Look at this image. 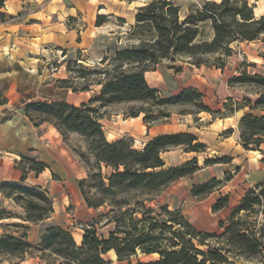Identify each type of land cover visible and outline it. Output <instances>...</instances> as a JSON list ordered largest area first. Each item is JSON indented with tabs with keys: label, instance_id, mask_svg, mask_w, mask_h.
Masks as SVG:
<instances>
[{
	"label": "trees",
	"instance_id": "obj_1",
	"mask_svg": "<svg viewBox=\"0 0 264 264\" xmlns=\"http://www.w3.org/2000/svg\"><path fill=\"white\" fill-rule=\"evenodd\" d=\"M4 1L0 0V7ZM104 20L105 17L98 14L95 24L100 25ZM135 20L136 31L146 25L148 32L138 33L141 36L138 43L103 56L100 63L103 66L114 63L111 69L83 67L79 71L82 78L93 73L102 75L96 82L86 80L82 86V89H88L91 83L100 84L101 89L96 96L80 106L65 101H31L22 110L34 126L47 122L62 137L66 133H75L83 138L93 164L88 165L86 177L78 180L77 187L88 207L108 208L82 226L80 243L75 241L67 228L49 224L43 229L38 242L33 244L26 239L27 226L18 225L17 234L5 232L0 235V262L7 259L9 264H21L25 256H36L44 264H112V260L105 256L109 251L114 252L117 260L137 253L157 255L152 260L136 264H230L233 258L252 259L258 256L264 262V223L256 219L249 221L246 215L254 205L264 204V180L247 190L228 218L219 221L221 232L198 230L180 208L170 207L168 203L147 206L145 201L151 202L169 183L191 176L199 169L196 157L165 166L162 152L178 146H185V151L198 152L204 144L191 133L177 132L157 135L142 149H134L124 137L109 141L99 123L101 114L97 112V108L122 101H150L155 105L191 102L194 94L201 96L196 88L189 87L177 95L162 97L148 85L144 72L155 68L162 59L176 55L229 54L232 42L253 40L264 34V14L255 16L248 0H204L201 5H192L188 14L180 20L178 7L171 0H150L137 7ZM203 24L211 28L212 36L209 40L195 42ZM262 55L264 57V52ZM249 80L264 84L263 76L249 77ZM94 103L97 105L94 106ZM263 103L264 92L255 105ZM200 110L209 111L203 103ZM140 113L146 124L157 122L161 117L158 112L147 119L148 112L142 108L129 116ZM239 126L242 147L259 150L264 162V150L259 148L264 142V117L246 113ZM229 131L227 129L225 133ZM229 160L223 156L205 162ZM33 163L37 167H32ZM20 166L24 173L28 170L39 173L45 165L41 161L22 157ZM102 166L110 170L106 177L101 173ZM221 182L213 179L212 183L195 184L190 192L194 197L201 198L213 190L214 183ZM0 192L24 209L26 221L38 222L53 212L50 196L34 186L6 182L0 184ZM227 199V195L217 199L212 210L224 207ZM7 214L0 210V218ZM100 222L101 226L113 225L107 236L97 232Z\"/></svg>",
	"mask_w": 264,
	"mask_h": 264
},
{
	"label": "crops",
	"instance_id": "obj_2",
	"mask_svg": "<svg viewBox=\"0 0 264 264\" xmlns=\"http://www.w3.org/2000/svg\"><path fill=\"white\" fill-rule=\"evenodd\" d=\"M148 1L150 0H5L3 6L0 7V81L6 80L10 84L8 90L3 94L8 99L11 97L10 95L18 94L16 75L10 74L12 67L17 66V62L27 65V77L49 78L50 76L53 79L52 82L60 78V71L47 72V68H45L39 72L37 70L38 62L44 61V64L47 65L50 58H56L58 63L76 60L103 66L100 63L103 56H110L116 50L138 43L141 36L136 31L135 14L137 7ZM203 1L171 0L178 7V16L183 18L188 14L192 5H201ZM248 2L250 5L252 4L255 15L264 14V0H248ZM98 14L105 17L104 22L100 25L95 24ZM39 59L41 61H38ZM171 65L174 66V63ZM188 65L192 66L190 63ZM205 69L210 75H207V78L204 76L207 72ZM221 71L224 70L200 65L194 69L182 67L181 71L177 73L173 68H166L163 63L158 62L155 68L144 72V77L148 85L155 88L160 95L174 96L189 87L201 89L213 87L215 83L217 84V81L214 82L216 76L219 75L217 80L222 76ZM96 86H89L88 89L79 92L69 90L67 96H51L48 101H65L76 105L75 96L84 94V100H80V103H86L99 93L100 84ZM56 89L65 90L64 87H56ZM226 93L230 94L228 91ZM224 100L222 99V101ZM8 104L9 101L0 105V184L17 183L27 187L34 186L45 192L49 191V188L45 186L49 182L46 173L52 172L59 178H64L68 175L65 168V157L71 159L72 156L74 163H77L78 159L65 149L66 145L54 126L47 122L34 126L24 114L9 112ZM109 106L110 104L101 108L105 109ZM200 113H196L195 118L192 116L174 117V114L170 113L164 117V120L146 124L142 113L134 117L126 116L124 110L121 109L109 112V115L102 114L99 123L108 140L128 136L134 143H140L142 147L150 139L160 134L188 132L193 134L197 141L208 144L209 140L219 138L218 135L222 136V133L227 129L232 132L231 127H220V121H216L219 118L213 119L210 114L204 116ZM235 114L238 112L235 111ZM2 117H4L3 120ZM229 117V115L224 116L222 120ZM194 119L196 120L193 122ZM43 126L48 128L49 133L38 131ZM232 134H235V131ZM228 138L223 136L220 143L226 144ZM161 154L165 165L168 164V166L179 164L192 157L197 158L198 166H200V156L193 151L174 148ZM22 157L43 162L44 169L39 173H35L33 170L24 173L20 166ZM199 172L201 169L183 179L191 180V177L193 179ZM22 175H24L23 180L21 179ZM250 178L251 182L256 185L264 180V173H254ZM220 180L222 179L218 178V181ZM54 182L51 180L50 185ZM195 184L197 182L190 184V194L191 188ZM223 188H225L224 183L208 195L212 193L218 194L217 196L228 194V191L225 193L222 191ZM229 197L228 194L226 205L218 210H212V205L217 200L216 197L213 198L211 210L214 214L231 208ZM172 207L180 208L182 214L198 230L213 231L222 220L220 216L215 217L212 224L205 225L196 214L194 216L187 215L188 213L186 214L183 208L178 205ZM0 210L8 212L6 216L0 218V235L5 232L17 234L19 232L18 225H24L27 226L26 239L33 244L38 242L43 229L49 225L47 220L51 219L53 214L52 212L49 217L38 222L26 221L24 220V209L1 192ZM36 259L43 263L36 256H25L20 263L29 264ZM258 263L264 264L261 262L252 264ZM0 264L9 263L7 259H3Z\"/></svg>",
	"mask_w": 264,
	"mask_h": 264
},
{
	"label": "rangeland",
	"instance_id": "obj_3",
	"mask_svg": "<svg viewBox=\"0 0 264 264\" xmlns=\"http://www.w3.org/2000/svg\"><path fill=\"white\" fill-rule=\"evenodd\" d=\"M98 11L99 10L97 9V12ZM255 16H259V14ZM3 18L4 16L2 15V19ZM147 29L146 25H142V28H138L137 31L138 33H142V31L148 32ZM211 36V28L207 24H203L200 27V34L196 38L195 42L200 40H209ZM230 47L232 51L229 54L221 52L198 54L194 56L182 54L176 55L172 58H165L160 61L166 68H173L174 72L177 73L181 71L182 67H190L194 69V67H198L200 65L210 67L211 69L220 68L221 70H224L223 72H220L222 76L219 77V80H217L219 75L216 76L214 82L217 81V84L215 83L213 87L209 86L203 89L194 87L201 96H196L194 94L191 102L183 104L168 103L155 105L150 101L144 102L135 100L112 103L105 109L101 107L99 109L97 108V112L101 115H109V112H115L123 109L126 116H129L131 112L137 110L138 108H142L148 112L147 119H151L153 114L157 115L159 112L161 114L160 120H164V114L169 115L170 113H173L174 117L184 118L192 116L195 118V114H199L201 112L200 115L207 116V114H210L213 119L219 118L216 121H220V127H231L232 132L235 131V134H232L230 131L225 133L224 131L222 136L218 135L219 138L209 140L208 144H204V146L200 148V151L195 152L200 156L199 170L201 169V172L197 173L193 179L192 177L191 180H188V178L183 179L184 177L178 178L175 182L173 181L164 187L157 194L154 200L151 202L145 201L147 206H156L157 204L165 203L170 204L171 207L178 205L183 208L186 214L188 213L187 215L194 216V214H196L205 225L212 224L215 217L219 216L223 221H225L233 208L240 203L247 190H251L255 187L253 182L250 180L252 174L259 172L264 173V162L261 160L263 157L262 153L257 149H244L239 136V123L244 114L251 113L259 118L264 117V103L262 105H255V101L258 99L260 94L264 92V84H257L255 81L249 80V77L257 75L264 77V57L262 55L264 52V34L253 40L234 41L230 44ZM38 61H41V59ZM197 62L200 63L194 64ZM17 63V66L12 67L13 69H11L10 74L16 75L18 94L10 95L11 97L9 99L6 98L3 92L8 90L10 83L6 80H1L0 101H4V103L9 101V112L20 115H23L22 110L25 104L31 101H43L49 103L48 99L51 96H67V91L69 90L72 92L84 91L85 89H82V86L86 80L96 82L102 78V75L96 73L88 74L82 78L79 71L82 70L83 67L88 69H100L103 67L104 69H111L114 65V63H109L105 66H99L97 63H83L79 61L74 63L72 61L69 62V60L58 63L56 58H50L47 65L44 64V61L38 62L39 66L37 67V70L39 72L45 70V68H47V72H51V70H54L55 72L60 71V78L52 82L53 79L50 76L49 78H42L38 76L30 78L27 77V65L21 64V62ZM172 63H174V66L171 65ZM188 63L192 66L188 65ZM205 70L207 72L204 76L207 78L210 75L208 70ZM62 80H65V82ZM96 85L98 84L91 83L89 86L97 87ZM56 87H64L65 90H58ZM99 89H101V85ZM226 91L230 94L228 95ZM160 96L169 97L164 96L163 94ZM75 97L76 106H80V100H84V94H79ZM222 99L225 100L222 101ZM4 103H0V105ZM201 103L206 105L209 111H199ZM93 105L96 106L97 103H94ZM235 111H237L238 114H235ZM227 115L230 117L222 120V118ZM3 118L4 117H2V120ZM195 120L196 119H194L193 122ZM38 131L49 133L46 126L41 127ZM223 136L229 137L226 140V144L220 143ZM61 138L66 145L65 149L74 154L78 159V162L74 163L72 156L71 159L65 157V168L68 175L64 178H59L52 172L46 173L49 181L45 185L49 188V191L46 192L52 199L53 205V214L51 219L47 220V222L49 224H59L67 228L72 233L73 237L76 235L81 236L82 226L88 223L93 217H96L99 212L105 211L108 207L101 206L98 209L88 207L77 187L78 180L86 177L88 165L93 164V158L87 149L86 142L78 134L74 133H66L65 137L61 136ZM124 138L130 141L134 149H142L145 146L144 145L142 147L140 143H134V141L128 136H124ZM174 148L184 150L185 146L171 147L169 150ZM259 148L264 150V142L260 143ZM82 153H84L83 157L81 156ZM223 156L228 157L230 160L228 162H205L207 159H218ZM232 158L233 160H231ZM24 162L27 164L26 160ZM31 165L34 168L37 167L34 163ZM165 166H168V164ZM80 167L82 168L79 169ZM109 171L110 170L108 168L104 166L101 167V173L104 177L109 174ZM228 175H230V178L226 179ZM218 178H221L222 182L220 184L214 183L213 190L215 189L216 191L217 187L224 183L225 188H223L222 191L224 193L225 191H228L232 206L230 209L225 210L222 213L217 212L214 214L211 210L213 198L216 197V199H219L224 195H227L228 197V194H219V196H217L218 194L212 193L201 198H196L189 193V186L192 182H197V184L208 182L212 183L213 179L218 181ZM51 180L55 181L52 185H50ZM242 214L244 215V213ZM246 215L248 216L247 219L249 221L256 219L259 223H264V204L260 203L259 205H254L251 212H247ZM111 229H113L112 224L101 226L100 222L97 225V232L104 236H107L108 231ZM221 231L222 229L216 226L213 231L207 232L219 233ZM75 241L80 243L81 239L80 241L75 239ZM209 241L211 242L212 240L210 239ZM200 247L204 249V247ZM105 256L112 260V264H136L138 261H149L157 257L156 254L137 253L127 259L117 260L113 251H109ZM230 261V264H252L254 262L264 263L260 260L259 256L252 259L244 257L233 258L230 259ZM29 264L44 263H40L36 259Z\"/></svg>",
	"mask_w": 264,
	"mask_h": 264
},
{
	"label": "bare ground",
	"instance_id": "obj_4",
	"mask_svg": "<svg viewBox=\"0 0 264 264\" xmlns=\"http://www.w3.org/2000/svg\"><path fill=\"white\" fill-rule=\"evenodd\" d=\"M183 17L182 16H180V19H182ZM74 238L77 240V241H80V239H81V236H78V235H76V236H74Z\"/></svg>",
	"mask_w": 264,
	"mask_h": 264
}]
</instances>
